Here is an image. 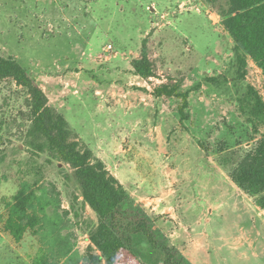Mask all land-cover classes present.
I'll list each match as a JSON object with an SVG mask.
<instances>
[{
    "label": "rangeland",
    "instance_id": "rangeland-1",
    "mask_svg": "<svg viewBox=\"0 0 264 264\" xmlns=\"http://www.w3.org/2000/svg\"><path fill=\"white\" fill-rule=\"evenodd\" d=\"M227 9L228 0H0V55L31 72L71 137L154 222L189 228L211 264H264V214L233 179L264 136L245 102L249 87L264 100V74L236 48ZM143 51L147 79L133 71ZM175 82L182 95H153ZM27 101L0 80V264H33L40 248L56 264H86L97 214L72 167L31 143ZM23 185L37 190L43 221L16 242L2 222Z\"/></svg>",
    "mask_w": 264,
    "mask_h": 264
},
{
    "label": "trees",
    "instance_id": "trees-1",
    "mask_svg": "<svg viewBox=\"0 0 264 264\" xmlns=\"http://www.w3.org/2000/svg\"><path fill=\"white\" fill-rule=\"evenodd\" d=\"M223 25L235 41L238 50L248 54L264 74V0H228ZM144 48V47H143ZM133 71L141 78L154 76L153 66L145 51L133 63ZM11 79L27 91L31 126L28 136L41 151L68 163L81 187L83 200L97 214L98 224L89 235L96 254L90 262L96 264H148L132 248L134 234H143L150 245L163 253V264H193L160 231L148 213L127 193L118 179L89 148L71 137L65 118L49 104L48 97L31 72L15 58L0 55V80ZM178 84H161L153 90L156 97L182 95ZM249 114L264 123V100L253 88L245 94ZM233 179L238 187L254 197L256 205L264 210V136L253 150L237 165ZM38 203V204H37ZM37 190L20 186L7 204L2 229L16 242L26 232L36 235L42 226L43 206ZM55 225L57 222L54 221ZM63 241V239H61ZM49 249L40 248L32 258L33 264H56Z\"/></svg>",
    "mask_w": 264,
    "mask_h": 264
},
{
    "label": "crops",
    "instance_id": "crops-1",
    "mask_svg": "<svg viewBox=\"0 0 264 264\" xmlns=\"http://www.w3.org/2000/svg\"><path fill=\"white\" fill-rule=\"evenodd\" d=\"M260 210L264 214V210ZM155 226L162 231L168 237L170 243L179 248L183 255L193 264H211L208 255H205L204 250H202L205 247L204 242L199 238H194V235L191 237L189 234H183L189 230V228L176 227L171 230V228H166V226H162L156 222ZM179 235H181L180 239H178ZM87 242L89 243L90 240H87ZM132 248L142 261L148 264H163V253L154 249L143 234H134Z\"/></svg>",
    "mask_w": 264,
    "mask_h": 264
}]
</instances>
